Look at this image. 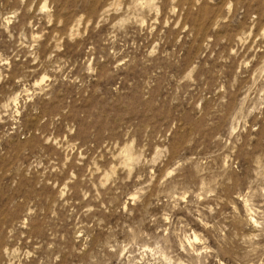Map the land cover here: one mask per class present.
Instances as JSON below:
<instances>
[{
  "label": "rangeland",
  "instance_id": "obj_1",
  "mask_svg": "<svg viewBox=\"0 0 264 264\" xmlns=\"http://www.w3.org/2000/svg\"><path fill=\"white\" fill-rule=\"evenodd\" d=\"M0 264H264V0H0Z\"/></svg>",
  "mask_w": 264,
  "mask_h": 264
},
{
  "label": "bare ground",
  "instance_id": "obj_2",
  "mask_svg": "<svg viewBox=\"0 0 264 264\" xmlns=\"http://www.w3.org/2000/svg\"><path fill=\"white\" fill-rule=\"evenodd\" d=\"M152 1H150V3H151ZM143 4V3H142ZM150 6V5H149ZM196 237V236H195Z\"/></svg>",
  "mask_w": 264,
  "mask_h": 264
}]
</instances>
